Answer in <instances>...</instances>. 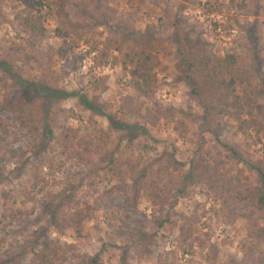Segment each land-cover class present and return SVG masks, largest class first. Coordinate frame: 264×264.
I'll use <instances>...</instances> for the list:
<instances>
[{
    "label": "rangeland",
    "instance_id": "374dc122",
    "mask_svg": "<svg viewBox=\"0 0 264 264\" xmlns=\"http://www.w3.org/2000/svg\"><path fill=\"white\" fill-rule=\"evenodd\" d=\"M61 1L63 9L57 0H0V61L9 59L25 80L84 94L138 128L116 129L76 97L52 107L51 136L41 121L21 126L12 112L1 111L0 264H27L42 227L72 264L95 255L102 264H252L264 246L243 215L252 208L247 187L256 184L250 165H226L213 187L191 188L171 209L168 189L176 174L162 169V161L170 151L188 162L201 144L216 159L225 154L193 119L202 108L180 69L173 42L180 26L210 43L215 56H237L240 77L249 82L238 87V113L221 120V140L241 145L249 164L264 167V0ZM141 52L155 63L152 97L131 87L128 56ZM24 93L0 67V103ZM244 120L254 123L241 130ZM145 172L132 205L134 178ZM59 193L73 200L67 213H88L80 226H50L44 210ZM168 214L159 228L154 218ZM136 229L154 235L150 254L138 251L130 235Z\"/></svg>",
    "mask_w": 264,
    "mask_h": 264
},
{
    "label": "trees",
    "instance_id": "16d2710c",
    "mask_svg": "<svg viewBox=\"0 0 264 264\" xmlns=\"http://www.w3.org/2000/svg\"><path fill=\"white\" fill-rule=\"evenodd\" d=\"M14 1L29 4L31 0ZM241 1L245 2L247 0ZM57 3L61 9L64 8L61 0H57ZM173 42L179 55L180 69L184 81L191 88L190 95L202 108V114L193 117V119L199 123L200 132L202 134H211L221 145L225 154L224 159H216L201 144L188 162H183L178 160L173 152H165L163 154L162 169L171 170L176 174L168 189L172 199L170 208L174 209L177 201L180 198H186L191 188L195 186L209 183L213 187L214 181L223 175L222 170L226 165L230 163L235 166H239L242 163L248 164L256 173V184L247 187V196L244 199L250 201L252 208L243 215L249 223H253L257 227L254 232L264 246V225L258 226L259 222H264V167L249 164L241 145L228 144L221 140L225 130L221 120L225 116L230 115L232 111L238 113L239 99L241 97L238 94V87L244 86L249 80L247 76L243 75V78L240 77L238 58L235 54H226L224 57L215 56L212 53L213 46L210 43L193 39L180 26L175 28ZM128 57L130 58L129 63L134 66L131 71L132 89L141 96L152 97L158 79L153 72L155 63L151 62V56L141 52ZM0 67L11 77L13 82L26 92L24 93L25 95L15 100L0 103V112L3 110L12 112L14 120L21 126L41 121L47 135L51 136L52 128L49 115L52 107L66 99L76 97L86 109L107 117L111 125L116 129L133 130L138 128L137 126L115 120L101 110L99 106L95 105L86 95L77 91L70 92L50 87L41 82L23 79L14 73L9 59L0 61ZM237 118L240 119V115ZM1 122L2 119L0 117V124ZM253 123V121L244 120L240 124V129L244 130V127L248 129ZM47 147L48 142H45L44 148ZM22 155L25 156V154ZM29 161V156L25 157L17 169L22 170ZM151 169L152 164H150L148 170L150 171ZM144 178H146V172L134 178V194L131 198L127 196V201L132 205H136L140 198L141 183ZM235 179L237 181L235 190L238 193H242L240 179L238 176ZM52 200L46 204L44 210V215L48 217L50 226L56 229L62 228V226L67 228L78 227L88 218V213L82 210L67 213L65 209L70 207L73 201L70 196L59 193ZM154 221L159 228H162L166 223H169L170 216L168 214L164 219L155 217ZM39 233H41L42 240L34 245L35 248L27 264H72L68 252L59 242L48 235L46 228H40ZM130 235L135 240L138 251L150 254L151 250L149 247L154 243V235L148 234L141 229L132 231ZM79 262V264H102L99 255L88 259L82 258ZM252 264H264V250L259 256L252 259Z\"/></svg>",
    "mask_w": 264,
    "mask_h": 264
}]
</instances>
